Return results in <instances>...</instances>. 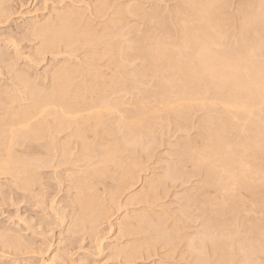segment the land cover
I'll use <instances>...</instances> for the list:
<instances>
[{
    "label": "bare ground",
    "instance_id": "obj_1",
    "mask_svg": "<svg viewBox=\"0 0 264 264\" xmlns=\"http://www.w3.org/2000/svg\"><path fill=\"white\" fill-rule=\"evenodd\" d=\"M104 1H107V0H104ZM224 1L226 2V0H178L176 2V3L180 2L179 4H181V6H179V7L177 6L178 8L177 7L175 8V10L177 9L176 11L175 10L173 11L174 13L176 12L175 15L177 16V20H174L173 18H171V19H173L174 22L176 21L177 28L180 30L179 31V34H180L179 38L175 40L174 37H171V33H169L170 31L167 32L168 31L167 30L168 27H167V29H166L167 31L165 33L168 36L167 37L164 36V34H165L164 31L165 30L161 32V33H164L163 35L162 34L161 35L164 36L165 38H167V40H169V41L164 42L162 37H161L162 39L159 40L158 38L161 36L160 34H159L160 36L156 35V36H158V38H155L153 36V38L151 37V39H147L148 42H150V41L152 42V43H149L147 46H145L146 48L144 50L147 53L148 60L151 61L150 68H147L148 69L147 73H149L151 75V77L153 76V78H156V80H157L156 89L157 90H154L152 94L147 95L148 97H145L143 99H139V100H142V101L141 102L137 101V104H134V112H131L129 117H127V116L125 117V115H121V112L118 111L120 113V117L119 118L117 117V119H116L115 117L117 116V113H118L117 109H116L117 105L114 106L108 100V98H109L108 95L110 94L109 92H111V91L114 92L116 88H118V87L120 88V85H121L120 82L122 80L124 82V79H122L124 75H122L120 73L121 76H122V78H121L118 75V73L117 74L114 73V75H118V76L116 77V76L112 75L113 76L112 79L108 78V76H106L108 79L111 80V81H109L110 84H107V82H105V80H106L105 77L102 78V79L105 78V80L102 81L104 83L101 82L104 85L99 83L98 80L100 79V75H103V73H104V71L100 69V68H102V66L101 65L99 66L98 63H97V61H100V59L102 60V58H99V57L96 60H95V58L93 60L92 59L90 60L88 58L91 62L89 63L88 62L89 60H88L87 61L88 65H86L87 64L86 63L85 64L86 67H84V69L83 70L81 69L80 71H79V69L81 67L83 68L84 63H82L83 66L80 65V68L78 67L79 69L76 68L75 70L71 69V65L67 66V64H70V63L65 64L66 67H69V69L67 68L66 70H64L65 69L64 67H63L64 69H61L59 71H57L58 70L57 69L55 71L54 76L51 75L52 80L50 79L51 80L50 86L48 85L45 88L44 87L43 88H39L40 87L39 85H41V84H38L37 85L38 87H35L36 85L34 86V82L33 81H29L31 83L33 82L32 83L33 86L31 84L28 85V86H27V84H25L27 86L26 87L27 88L26 95L29 94L28 95L29 97L27 99L24 98V97L22 98V100L24 99V103H23L24 106L23 105L21 106L22 103L19 104L21 99L18 98V97H21L20 94L25 96L23 94L25 92H23L22 89H21V91L18 89L24 84H21L20 87L17 88V86H19V85H16L17 84L16 83L15 84L16 87H14V88L15 89L17 88L18 90L16 89L17 91H15V93L17 95V93L20 92V94L17 95L18 97L14 96L12 94L13 95V98H12L11 97L12 95L10 96L9 95L10 92H9V94H8L9 99L7 97V101L10 100V97H11L12 102L11 103L9 101L8 102L10 104L13 103L12 106L10 104L8 105V102H6V97L4 98V96H2V97L0 96V181H1L2 177H6V176L8 177V176L11 175V177H13L12 179H14V181L18 180L17 185L18 186H22L21 190H23L26 187L25 188L26 191H29V192L32 191V190H27V188H28L27 186H30V184H32L31 181H33L34 178H35L34 177L35 175L33 176V174H35L34 172L37 169H39L38 161H37L38 158H33L32 157L33 154L31 156V154L30 153L27 154V152L23 153L22 155H21L22 152H18V154H20V156L19 155H14V153H17V151L16 152L15 151L12 152V150H14V148H16L15 146L21 147L22 150L24 149V147L25 148H30V150H32V147L36 146V145H34V143L36 144V142L38 143L39 141L43 142L44 140L46 141V139H50V141H49L50 143L57 144L55 142V140L58 139V137H56V136H58L59 134H62L63 132L67 133V135L65 137L64 136L62 137L63 140L61 138V141H60V143L63 144L64 148L67 147L65 149H68V147H69V149H70V146H68V145H70L74 141L77 142V144L79 143V147H81L80 148L81 150L79 152L80 161L75 160V163H74L73 162L74 160L71 159L72 160V164L71 165L75 164L74 166H76V165L78 166V164H76V161H77V163L82 161L83 163L86 164V165H84L85 168H83V172L81 174L82 175L81 178H79L78 176H75V177L78 178L76 180V182L78 183V181H79L80 183H78L77 184L78 186H76V187H75V184H74V187L76 189L73 188L74 190L78 189V192H79L78 197L77 196L76 197H77V203L80 205V208H78V207L77 208H78V211L81 210L82 212L81 211H80L81 213L78 212V213L81 214V215L78 216V218H82V220L84 219L85 221H90V224H91L92 223L91 220H93V218L95 219V215L98 212H96V210H95V203L93 202L94 200L91 201V200H88V198H86V189L90 188V187H88V185L84 186V182H87V180L89 178L93 179L94 176H96L97 178L100 177L99 179H101L102 178L101 175L102 176H106L107 173H110L109 177H111V178L112 177L113 178L117 177V179H118L117 184H118V182H119V184H121L120 182H122V180L125 179V178H126L125 180L129 179V181H133L134 182V180L137 179V176L140 175V174L138 175V173L144 172L142 170V168H141L142 171L139 172V168L141 167V164L139 163L140 160L139 161L136 160L139 157L137 156L138 154H137V151H135V149L141 143L140 142V139H141L140 136H141L142 130L143 129H147L149 127V124L152 123L151 120L153 118L151 120H148L150 118L149 115H155L157 113L159 115L160 112H163V114H165V116H166L167 113H171L172 115L178 116L177 118L181 117L180 119L183 121L184 117H182V116L185 115V114L187 115V114L190 113V112L188 113L187 110H191V109H194V108H197V107L201 106L204 109L203 111L206 112V110H207L206 113H209V115L207 114V116H206V113H205V117H208V118H205L204 121H206V119H207V122L203 121L204 123H206L205 124L206 126L204 125L203 122H201V123H203L202 126L203 125L205 126V127H203V129L206 128V130L205 129L203 130L204 134L201 133L203 135H202L201 142L199 143V145L197 144L198 147L197 148H195V147L194 148H188L187 147L188 150L186 152L184 151V154H182L183 155L182 157H184V156H185L184 158H188L189 157L188 160H190V161H188V163H186V161H185V163L186 164L191 163V166H193V169L191 168L192 171L194 170V168L196 169L197 167H199L201 169L200 171H202V168L206 169L205 173L199 171L200 175L205 177L206 181L203 180L204 182H202V180H201V182L203 183V186L201 187L200 190H202V188H205V189H203L205 191H204V197H203L202 194H200V195H202L204 200H202V202L199 201L201 203L198 205V208H197L198 212L195 211L197 213L198 218L201 217L203 219V222L201 224L200 230H196L197 232H194L193 234H190V237H188L186 239V243H185L186 247L185 246L184 247L182 246V247L186 248L184 250H187V251L184 252L183 255H185L184 257L188 256V259L192 260V261H190V264H262V263H260L258 261V258H256V255H258V254H256V251H255L256 248L253 247V245H251L250 247L248 246V249H247V245L249 243L247 244V242H246L247 245H245L242 241H239V240L235 241L236 238H235V240H233L234 237H235V236H233V234L235 233L236 229H234V230L233 229H229L228 228V224H229L228 222H229L230 219H231L230 222L233 220L232 219L233 218L232 217L233 214H238L237 212H239V210H240V212H242V210H243V212L245 213V217L244 218L247 219V222H249V231L253 232L252 230H253V228H255L254 223L252 221H250L249 217L247 216L248 212L245 209L246 203L248 204L250 196L248 197V196L242 195V193L240 194V189L244 188V189L249 191L251 189L250 188V183H253L256 180V178L259 180V184H260V181H262L264 179L262 177L263 179L261 180L258 177L259 175L264 174V171L262 169L263 167H261V170L258 169V168H255L256 166H258L257 162H260V160H264V134H263L264 123L260 119V114H262V112L264 113V111H263L264 110V59H263V62H262V61H259L258 58H256L257 54L258 55L261 54L264 57V0H252L251 2L249 1V3H245L244 6H242L243 4L241 6L239 5L240 7L236 9L237 12L235 11V15L237 16L236 19H234L235 15L234 16L233 15L229 16V15H226L225 13L224 14L222 13L224 5L229 2L228 1L227 3H223ZM97 2L99 3V0ZM105 3L106 2L102 3L101 0H100V6L101 7H103V5H107ZM176 5H178V4H176ZM227 7H229V6H227ZM227 7H225V8H227ZM97 8H98V10H96ZM97 8H95L96 11L93 10V8H92V10L95 11L94 14L96 15V13L98 12L97 13L98 18H99V16L102 17L100 14L103 13V10L101 11V9L99 7H97ZM72 9L75 10L76 8L75 9L72 8ZM73 10H72V12H70V10H69V13H67V14L64 13V14L69 15V16L76 15V16L80 17V15H81L80 11L81 10L80 11L76 10L79 13H77V12H75ZM120 13H121V11H120ZM120 13H118V14L120 15ZM103 14H105V13H103ZM116 14H117V12H116ZM157 14H159V13H157ZM82 15H83V18H81L82 20L79 21L80 18H77L78 19L77 20L78 24H80V23L84 24V22H81V21L87 20L89 22V24L92 25V26L89 25L90 27L94 28L93 26H96V24L94 25L96 20L95 21L90 20L93 23L88 20L92 16L89 18L88 17L89 15H88V16H86V17H88V19L87 18L84 19L86 14L85 15L82 14ZM69 16L65 17V18H68V19H66V21L69 20L68 22L71 23V26H69L68 29H66V30H68L67 33L65 32L66 30L65 31L63 30V32H65V34L61 33L62 32L61 30L64 28L63 26L66 24L65 22H64L65 24L62 26L63 28H60V26H58V27L55 28V30L52 31V33H50L51 31H49V33L52 34L51 37L49 36L48 33L47 34L45 33L46 31H48L46 28H45L46 31H42L43 33H41V34H43V36H44V34L48 35V38L46 39L47 40L46 43H49L50 45H52L51 43H54L52 45L53 47H51L48 44V46H50L51 48H48L47 45H46L47 50L48 49L49 50H53V48L55 47V43L57 45L58 44L62 45L64 43L65 45H68V46H65V47L73 48L74 44H76L78 46L79 43H81V42H83L85 46L87 45L86 47H89L88 45L95 44L97 40H98L99 43L103 40L104 37H102L101 38L102 40L99 41V39H100L99 37L103 36V34L101 33L103 31L98 32L97 30H94L95 28L92 29V30H94L93 32H97L99 34L100 33L102 34V35L100 34L101 36L99 35L98 37L95 38V36H97L98 34L94 33V35H95V36L93 35L94 37L92 35H90L91 33L93 34V32L90 29L91 33L90 34L88 33L89 31L87 29L90 28V27L88 28V24L86 25V23H85L84 26H81V24H80L81 27L77 24L80 28L78 26L76 27V25L72 24L73 22H70V18L71 17H69ZM172 16H174V15L172 14ZM62 17H64V16H62ZM62 17H60L59 19H62ZM95 17H97V16H95ZM152 17H153V14H152ZM73 19L75 20L76 17L73 18ZM113 19L115 20L116 18H113ZM117 19L115 21H117ZM121 19H123V18H121ZM121 19H119L120 21L118 20L119 24H120V22L123 21ZM153 19H155V17L152 18V20ZM56 20H57V18H56ZM235 20H237V23L239 21L238 25L236 23L235 24L237 26H239V35L241 34L240 36L242 37L241 38V43H240L239 47L236 48V49H234V48L231 49L230 46H229V48L228 47L227 48L223 47L219 42H220L221 39L225 38L224 35H225L226 32H229L228 34H231L230 30L232 31V28L234 27V24L231 25V23L234 22ZM115 21H112V23L115 22ZM163 21H162V23H163ZM61 23L63 24V22H61ZM156 23H158V21L155 22V24ZM159 23H161V22H159ZM50 24H52V23H50ZM109 24L111 25V23H109ZM109 24L106 21V23L102 27H105L106 30L110 29V28H115V24L116 23L115 24L113 23L114 24L113 27H111L112 25L110 26ZM157 25L159 26L160 24H157ZM162 25H165V24H162ZM170 26H169V30H170ZM37 27L38 28H36V29H38V30L41 29V27H39L38 25H37ZM42 27H44V25H42ZM65 27H67V24H66ZM107 27H110V28H107ZM53 28H54V26H53ZM53 28H50V29H53ZM58 28H60V29H58ZM154 28H156V27H154ZM163 28H164V26H163ZM163 28H161V29H163ZM45 29H43V30H45ZM236 29H235V31H232V32L236 33L237 32ZM106 30H104V31H106ZM159 31H161V30H159ZM31 32H32V30H31ZM108 32H109V30H108ZM152 32H153V34L157 33V32H154V30H152ZM39 33H40V31H39ZM116 35L117 34H114L115 39L116 38L118 39V37L121 36V35H118V37H116ZM151 35H152V33H151ZM176 35H177V32H176ZM40 36L38 34L39 38H40ZM45 36H44V38H45ZM226 36H227V34H226ZM235 36H236V34H235ZM148 37H150V35ZM106 38H108V37H106ZM106 38H105L104 41L108 42L109 38H108V40ZM171 39H173V40L170 41ZM164 40H166V39H164ZM44 41H45V39H44ZM104 41L101 42L100 45H102V43H105ZM115 41H117V40H115ZM143 41L144 40H142V43H143ZM75 42H79V43H75ZM98 42H97V46H99ZM111 43H113V41ZM81 45H82V43L80 44V47H81ZM84 45L82 47L85 48ZM115 45L116 44L108 45L109 46V51H110L109 53H111V52L113 53L115 51V49H114ZM41 46L44 47L45 45L42 44ZM62 46H64V45H62ZM46 47H44V48L46 49ZM44 48L43 49L41 48V49L44 50ZM104 48H106V47H103V49ZM110 48H111V50H110ZM121 48H123V47H121ZM88 50L90 51V49H88ZM94 50H92V51H94ZM101 51H103V50H101ZM104 51H103L102 54L105 53ZM116 51H117V49H116ZM90 53H91V51L89 53L85 54V55L90 56V55H88ZM92 53H93L92 56H94V53H96V51L92 52ZM107 53L108 52L106 51V53L104 55L101 54L103 56V58H104V56L107 55ZM109 53H108V55L109 56L111 55L109 58L111 59V57H112V59H115V58H113L114 56H112L113 54H109ZM119 53H122V52L120 51ZM140 53H142V51ZM101 55H99V56H101ZM87 56H85V58H87ZM97 56H95V57H97ZM117 56H119V55H117ZM112 59L110 60V62L112 61ZM116 60H117V58H116ZM116 60H113L112 62L114 63V61H116ZM143 60H145V59H143ZM110 62L108 64H110ZM120 62H122V61L120 60ZM117 63H118V61H117ZM72 65H74V64H72ZM122 65H123V62H122ZM142 65H144V64H142ZM62 66H63V64H62ZM112 66H114V65H112ZM116 66H120V65H116ZM73 67H77V65H75ZM98 67H99V69H98ZM122 67L120 66V68H122ZM116 68H119V67H116ZM103 69H104V67H103ZM76 70L80 74L78 72H75ZM126 70H127V68H126ZM102 71H103V73H102ZM117 71H118V69L116 70V72ZM76 73L78 75H80L78 77L79 78L81 77L82 79H78L76 77V75H75ZM18 74H20V73H18ZM107 74H108V72H107ZM124 74H126V73L124 72ZM137 74H138V71H137ZM24 75H26V74H24ZM147 76L145 78H147ZM18 77H19V75L17 76V79H18L17 81H19L18 82L19 84H20L21 81L24 82V79L26 80L25 77H24V79H22L20 77V80H21L20 81ZM126 77H127V75H126ZM151 77H150V79H151ZM15 80H16V78H15ZM125 81L127 82V80H125ZM139 81H141V78H140V80H138V82ZM35 82H37V81H35ZM24 83H26V81ZM132 85H135V84H132ZM132 85H130V86H132ZM138 85H139V83H138ZM13 86H14V84H13ZM13 86H11V87H13ZM22 88H23V86H22ZM123 89H124V87H123ZM0 90H3V89L1 88ZM24 90H25V87H24ZM1 92H0V94H1ZM4 92H6V90H4ZM12 93H14V92H12ZM122 93H124V92H122ZM146 93H147V91H146ZM6 94H5V96H6ZM119 94H120V92H119ZM120 95H119V98H120ZM139 96H140V94H139ZM25 99L29 102L27 105L25 104V102L27 103V101ZM117 99H118V97H117ZM123 99H124V97H123ZM120 100H122V99H120ZM130 101H132V100H130ZM130 101H129V103H131ZM121 103H122V101H121ZM151 103H153L155 105L152 106ZM7 105H8V107H7ZM201 107L199 109H201ZM124 110H126V108ZM47 114H48V116L51 119L47 120L48 117H47V119H45ZM114 114L116 115V116H113L115 118V121L112 119L113 120V123H112V120H111L112 117L111 116L114 115ZM170 115H168V116H170ZM186 115H185V118L187 119ZM190 116H192V115H190ZM171 118H173V117H171ZM201 119H202V117H201ZM181 120H180V122H181ZM158 121H160V120H158ZM177 122H178V120H177ZM155 123H156V121H155ZM164 123H166V122H164ZM187 123H188V121H187ZM184 125H186V124L184 123ZM153 126H155V125H153ZM194 126H196V125H194ZM155 129H156V127H155ZM186 129H187V125H186ZM207 129L209 131H211V133H207L206 134L205 131L207 132ZM124 130H125V132L126 131L128 132V135H127V133H126V136H122L121 135L122 132H123L122 134H125ZM157 130L158 129H156L155 132ZM157 132H159V134H160V131H157ZM148 133H150V132H148ZM152 135H151V138H152ZM198 135H200V134H198ZM154 136H157V135L154 134ZM148 137L146 136V138H148ZM151 138H150V141H151ZM198 138H201V137H198ZM144 139L145 138L142 137V140H144ZM56 141H58V140H56ZM157 141H159V140H157ZM184 141H186V140H184ZM46 143H48V142H46ZM145 143L147 144V141ZM188 143H189V141H188ZM197 143H198V141H197ZM50 145L51 144H49L48 148H47V144H46V148L48 149L47 151L50 150L49 149L51 147ZM142 145H143V147L146 146V145H144V142H143ZM147 145H149V144H147ZM53 146L55 147V145H53ZM181 146H182V144H181ZM39 147H41V145ZM147 147H150V146H147ZM41 148L38 151H41ZM43 148H45V147H43ZM75 148H76V146L74 147V149H73V147L71 149H73V151H74ZM151 148H150V150H151ZM184 148H182V149H184ZM35 149H37V147ZM35 149H33V150H35ZM51 149H53V148L51 147ZM55 149H58V147L55 148ZM60 149L61 148L59 147V150ZM140 149H141V147H140ZM145 149H147V148H145ZM153 149H155V148H153ZM22 150H20V151H22ZM150 150H148V151H150ZM61 151H63V150L61 149ZM29 152H31V151H29ZM44 152H45V150H44ZM54 152H56V151H54ZM46 153L47 152H45V154ZM49 153L50 152H48V154ZM58 153H59V151H58ZM58 153H56V154H58ZM63 153H65V152L63 151ZM152 153L154 154V152H152ZM34 155H35V153H34ZM54 155H55V153H54ZM54 155H53V157H54ZM178 155H181V152ZM49 156H51V155H49ZM36 157H38V155ZM72 157H74V156H72ZM152 157H153V155H152ZM41 158H42V156H41ZM60 158H62V156ZM70 158L71 157H69L68 159H70ZM147 158L148 157H146L145 160H147ZM176 158H177V156H176ZM64 159H65V157H64ZM62 160H63V158H62ZM62 160H61V162H62ZM148 160H149V158H148ZM49 161H50V158H49ZM52 161H53V159H52ZM57 162H56V164H57ZM66 162H64V164ZM171 162L172 161H170V163ZM83 163H79V165L83 164ZM43 164H44V162H43ZM64 164H62L61 166H59V165H57V166L60 169V167H64V166L68 165V164H66V165H64ZM165 164L168 167L167 163H165ZM43 166L44 165H42L41 167H43ZM46 166H45V168H46ZM81 166H83V165H81ZM111 166H112V169H114V170H111L112 172L110 171ZM164 166H163V168H164ZM41 167H40V169L42 170L44 167L43 168H41ZM71 167H68V169L71 168ZM181 167H182V165H181ZM55 168L56 167H54V169ZM171 168H172V166H171ZM171 168H169V169H171ZM49 169H50V167H49ZM56 169L58 170V168H56ZM145 169H146V167H145ZM169 169H167V171H165V174L163 173V175L165 177V180H166V178L170 177V172L168 171ZM175 169H178V168H175ZM185 169H186V167H185ZM184 171H186V170H184ZM197 172L198 171H196V173ZM67 173L68 172L66 170L65 175ZM147 173H148V171H147ZM177 173H178V171H177ZM144 174H146V173H144ZM56 175H58V173ZM197 175H199V174H197ZM178 176H179V174H178ZM155 177L158 178L157 176H155ZM190 177H192V176H190ZM113 178H112V180H113ZM161 178H163V176ZM182 178H184V177L182 176ZM84 179H87V180L84 181ZM178 179H180V178H178ZM11 180L7 179V180H3V181H5L4 183H6V181H8L7 182L8 184H9V182L14 184L13 185V187H14L16 185L15 183L17 181L14 182L13 180L12 181ZM57 180H59V179H57ZM70 180H72V179H70ZM96 180L97 179H95L94 181H96ZM119 180H121V181H119ZM190 180H191V178H190ZM19 181H20V185H19ZM103 181H104V179H103ZM97 182H94V183H97ZM151 182H153V181H151ZM155 182H156V180H155ZM175 182H176V179H175ZM177 182H179V181H177ZM256 182L257 181H255V183ZM262 182L264 184V180ZM21 183H22V185H21ZM41 183H43V182H41ZM110 183H112V182H110ZM130 183L132 184V182H130ZM149 183H150V181L145 179L143 187H142V184H141V187H142L141 188L142 189L141 192L142 191L144 192L145 190H148L147 186L148 187H149V185L151 186V184H149ZM164 183H165V181H164ZM167 183H169V182H167ZM173 183L174 182H172V184ZM202 183H201V185H202ZM113 184H114V182H113ZM127 184H129V183L127 182ZM131 184H129L128 187ZM155 184L157 185V183H155ZM163 184H160V185H163ZM4 185H6V184H3V187H4ZM121 185H123V183ZM138 185H139V183H138ZM144 185H147V186L145 187ZM160 185H159V187H160ZM197 185H199V184H197ZM15 187H17V186H15ZM42 187L40 189H42ZM110 187H114V186H110ZM119 187L121 188V186H119ZM125 187L126 186H124V188ZM131 187H132V185H131ZM254 187H255V185L253 186V188ZM4 188L3 189L0 188V191H3ZM130 188L127 189V187H126V189L129 190V191H130ZM155 188H156V190H158L156 186H155ZM166 188H169V186L168 187L166 186ZM110 189H114V188H110ZM150 189L152 190L151 187H150ZM161 189H163V188H161ZM92 190H91V192H92ZM105 190H106V188H105ZM123 190L126 191L125 189H123ZM153 190H154V188H153ZM168 190L169 189H167V191ZM252 190H254V189H252ZM10 191H11V189H10ZM97 191H98V189H97ZM115 191L118 193L117 190H114L113 191L114 193L111 192L113 197H114V194L116 195ZM121 191H122V189H121ZM167 191L165 193H168ZM18 192H19V190H18ZM20 192H23V191H20ZM103 192L105 194V191H103ZM122 192H119V193H122ZM154 192H155V190H154ZM162 192H164V191H162ZM252 192H254V191H252ZM31 193H33V192H31ZM108 193H110V192H108ZM111 193H110L109 196H111ZM160 193H161V190H160ZM94 194H95V192H94ZM137 194H138V197L139 196H143L141 193H137ZM253 194L255 195V192ZM253 194L251 193L250 195L253 196ZM91 195H92V193H91ZM130 195L132 196V193ZM152 195H154V193ZM0 196H1V194H0ZM127 196H129V195H127ZM161 196H162V194H161ZM165 196H166V194H165ZM91 197H93V196H91ZM113 197H112V200H113ZM160 197H159V200L161 199ZM254 197H256V196H254ZM95 198L93 197L92 199H95ZM115 198H114V200H115ZM133 198H135V197L133 196L132 198H130V200L133 199ZM153 198H154V196L151 198V196L145 194L143 197H141V200L143 201V202H141V204H143L145 200L148 201V200H151ZM28 199H29V197H28ZM156 199L158 200V195H157ZM2 200H3V198H2ZM135 200H137V199H135ZM138 200L140 201V199H138ZM157 200H156V202H157ZM119 201L120 200L116 199V201H114V202L115 203L117 202V203L120 204ZM258 201H255L256 204H257ZM75 202H76V200H75ZM109 202H110V200H109ZM123 202H127V201H123ZM128 202H130V201H128ZM148 202H145V203L148 204ZM150 202H149V205L151 204ZM152 202H154V201H152ZM250 202H252V201H250ZM253 202H254V200H253ZM100 203H98L97 205L99 206ZM127 203L125 204L126 206L129 205V203L128 204ZM130 204H133V201H131ZM139 204H140V202H139ZM156 204H158V202ZM179 204H181L180 201H179ZM158 205H160V204H158ZM168 205H169V203H168ZM253 205H255V204H253ZM103 206L105 207V204ZM180 206L182 207V205H180ZM249 206H250V204H249ZM263 206H261V207L263 208ZM99 207H98L99 210L103 209V208L100 209ZM154 207H156V206H154ZM253 207L255 208V206H253ZM113 208H115V207H113ZM120 208H122V207H120ZM241 208H242V210H241ZM257 208H255V209H257ZM191 209H192V207H191ZM164 210L166 211V209H164ZM104 211H106V210H104ZM128 211H131V210H128ZM165 211H163V212H165ZM252 211H250V213ZM124 212H125V214L127 213L126 211H124ZM138 212H140V211H138ZM138 212H135V213H137L136 215L139 217L140 215H138ZM142 212H144V211H142ZM146 212H147V210H146ZM101 213H100V215H103ZM103 213H106V212H103ZM147 213H149V212H147ZM152 213H153V210H152ZM193 214H194V212H193ZM251 214H253V213H251ZM107 215H108V213H107ZM141 215H142V213H141ZM173 215L174 214H172L171 217H173ZM190 215L191 214H189V217H190ZM260 215H261V217H262V215L264 216V214H260ZM76 216H77V214H76ZM125 216H127V215H125ZM162 216H163V214H162ZM179 216H181V215H179ZM97 217H98V215H97ZM131 217H133V216H131ZM239 217H240V215H239ZM75 218H77V217H75ZM103 218H104V216H103ZM168 218H165V219H168ZM175 218H174V220H175ZM156 219H159V218H156ZM120 220H122V219L120 218ZM179 220H180V218L179 219L177 218V220H175V222L178 221V223H180ZM181 220L183 221V219H181ZM238 220H240V219H237V222H238ZM96 221H97V218H96ZM158 221H157V223H158ZM168 221H166V225H167ZM97 222L99 223V220ZM126 222H128V221H126ZM148 222H150V221H148ZM155 222L153 221V223H155ZM183 222H182V224L184 225ZM87 223H89V222H87ZM139 224H138V227H139ZM160 224H161V221H160ZM174 224H176V223H174ZM148 225H149V223H148ZM80 226L82 227V225H80ZM86 226L87 225H85V227ZM127 226H128V224H127ZM81 227H78V228H81ZM161 227H160V229L162 230L163 227L162 228ZM182 227H181L180 230H182ZM82 228H84V227H82ZM127 228H129V227H127ZM166 228H168V227H166ZM178 228H180V227H178ZM85 229L88 230L87 228H85ZM92 229H94V228H92ZM147 229H149V231H150L152 229V227H151V229H150V227L147 228ZM239 229H241V228L239 227ZM239 229H237L238 234H240V232H239L240 230ZM256 229H257V227H256ZM164 230H165V228H164ZM190 230H191V228H190ZM244 230H245V228H244ZM1 231H3V230H1ZM1 231H0V233H1ZM12 231H10V233ZM138 231H141V229L138 230ZM142 231H144V229ZM121 232H123V231H121ZM131 232H133V231H131ZM131 232H129V233L131 234ZM145 232H147V231H145ZM159 232L162 233V231H159ZM137 233H139V232H137ZM172 233H173V231H172ZM236 233H235V235H236ZM245 233H246V231H245ZM144 234H147V233H144ZM247 234H248V232H247ZM158 235H160V234H158ZM168 235H169V233H168ZM11 236H13V235H11ZM16 236H17V233H16ZM16 236H14V237H16ZM8 237H10V236H8ZM252 238H253V236H252ZM158 239H160V238H158ZM168 240H170V238H168ZM178 240H180V239H178ZM181 240H183V239H181ZM8 241H9V239H8ZM11 241L12 240H10V242ZM137 241H138V239H137ZM147 241H149V240H147ZM126 242H125V244H126ZM165 242H166V240H165ZM175 242H173V243H175ZM250 242H252V241H250ZM254 242H255V240H254ZM134 243H135V241H134ZM170 243H171V240H170ZM8 244L9 243H7V245ZM22 245H24V244H22ZM151 245L152 244H150V246ZM171 245L173 246V244H171ZM179 245H180V243H179ZM17 246H18V244H17ZM17 246L15 245V247L13 249H15ZM130 246H129V248H130ZM5 247H6V245H5ZM5 247H3V249ZM138 247H140V245ZM259 247H260V245H259ZM126 248H128V247H126ZM133 248H135V250H137V247H133ZM177 248H175V249H177ZM145 249H147V248L145 247ZM145 249H144V251H145ZM152 249L154 251V248H152ZM152 249L151 250L149 249L151 251V253H152ZM118 250H119V248H118ZM142 250H143V247H142ZM179 250H180V248H179ZM131 251L129 250L130 253L126 254L127 257H129V258H127V260L130 259V258L132 259V257L135 258L136 255H138V259L140 258L139 257V253L137 251H135V252L133 251L134 253H131ZM138 251H140V249ZM259 251H257V252H259ZM119 252H120V250H119ZM122 252H123V254L126 253L125 251H122ZM122 252H120V254ZM115 253H117V252H115ZM148 253L149 252L147 250V254ZM169 253H171V252H169ZM145 255H146V253H145ZM173 255H175V254L173 253ZM263 255H264V253H263ZM116 256H118V255H116ZM119 257H121V256H119ZM178 258L181 259V257H178ZM180 259H178V260H180ZM188 259H187V262H188ZM176 260H177V258H176ZM170 263H172V262H170ZM188 264H189V262H188Z\"/></svg>",
    "mask_w": 264,
    "mask_h": 264
},
{
    "label": "rangeland",
    "instance_id": "obj_2",
    "mask_svg": "<svg viewBox=\"0 0 264 264\" xmlns=\"http://www.w3.org/2000/svg\"><path fill=\"white\" fill-rule=\"evenodd\" d=\"M97 1L98 0H0V89L1 88L3 89V90H0V92L2 91L0 96L1 97L4 96V98L6 97V102L9 101L11 103L12 102L11 97L13 98V95L17 96V95L20 94V92H19L16 95L15 91H17L18 89L21 91V89H22V91L25 92V93L22 92L25 96H23L22 94H20L21 97L17 96L18 98L21 99L22 102L19 100L20 101L19 104L22 103L21 104V106H22L23 103H24V99L22 100V98L24 97V98L27 99L29 97L28 96L29 94L26 95V93H27V88L26 87L28 85H30V84L32 85V83L34 82V86L36 85L35 87H38L37 85L41 84V85H39L40 86L39 88H43V87L45 88L48 85L50 86L51 80H52L51 75L54 76L55 71L57 69H58L57 71H59L61 69H64V68H65L64 70H66L67 68L69 69V67H66L65 64L70 63V64H67V66L71 65V69L75 70L76 68L79 69L80 65L83 66L82 63H84L83 68L81 67L79 69V71H80L81 69L83 70L84 67H86V65H88V62L89 63L91 62L90 61L91 59L93 60L95 58V60H96L98 57L102 58V60L100 59V61H97V63H98L99 66L100 65L102 66V68H100V69L104 71V73L102 71L103 75H100V79L98 80L99 83L104 81L105 78H106L105 82H107V84H110L109 81H111V80L108 79V78L112 79L113 76L117 77L118 75L122 78L121 74L124 75L123 78H122V79H124V82H123V80L121 81L122 83L120 82V84H121L120 88L118 87V88L115 89L114 92L111 91V92H109L110 94L108 93L109 94L108 95L109 102L112 103L114 106L117 105L116 106L117 112L118 111L121 112V115H125V117L126 116L129 117L130 113L134 112V104H137V101L138 102L142 101V100H139V99H143L145 97H148L147 95L152 94L154 90H157L156 89V85H157L156 78H153V76L151 77V75L149 73H147V71H148L147 68H150L151 61L148 60L147 53H146V51H144L145 48H146L145 46H147L149 43H152L151 41L148 42L147 39H151V37L153 38V36L155 38H158V36H160L161 34L163 35L167 30H168L167 32L170 31L169 33H171V37H174L175 40L179 38V35H180L179 31L180 30L177 28L176 21L174 22V20H177V16L175 15L176 12L174 13L173 11L175 10V8L177 6L178 7L181 6V4H179L180 2L176 3L178 0H174V1L173 0H107V1H104L103 0L104 2H106L105 4H107V5H103V7H101L100 6V0H99V3ZM103 1L101 0L102 3H104ZM249 1L251 2L252 0H248V1L247 0H226V2L224 1L223 3H227V2L228 3L225 4L226 6L224 5L222 13L223 14L225 13L226 15H229V16L230 15L234 16L235 15V11L237 12L236 9L239 8L242 4H243L242 6H244L245 3H249ZM176 4H178V5H176ZM227 6H229V7H227ZM97 7H99L101 9V11L103 10V13H105V14H103V13L100 14L102 17L99 16V18H98V15H97L98 12L96 13V15L94 14V12L96 10H98ZM225 7H227V8H225ZM72 8H74V9L76 8V9L73 10ZM92 8H93V10H95V8H97V9L95 11H93ZM69 10H70V12H72V10H73V11H75L77 13H79L78 11L81 10L80 11L81 15L82 14H84V15L86 14L84 19L85 18L88 19V17L90 18L92 16L88 20L89 21L90 20H93V21L96 20L95 23H94V25L96 24V26H93L95 29L90 27L92 25H90L87 20L81 21V22H84V24L86 23V25L88 24V28L90 27L89 29H87L89 31L88 32L89 34L91 33V31L93 32L94 30H97L98 32L103 31L104 33L101 32L103 34V36H101L102 35L101 33H100L101 34L100 35L97 32H93V34L91 33L90 35L93 36L94 33L98 34L97 36L94 35L95 38L100 35L101 36V37H99L100 39L98 38L99 41H101L102 40L101 38L104 37L101 42H103L105 40V38L108 37L109 40H108V38H106L108 40V42L104 41L105 43H102V45H100L101 42L99 43L98 40H97L95 44H92L93 46L92 45H88L90 48L86 47L87 45L85 46L83 42H81L82 43L81 47H80L81 43L75 42V43H79V45L77 46L76 44H74L73 48L65 47V46H68V45H65L64 43L62 44L64 46H62L61 44L57 45L55 43V47L56 48L54 47L53 50H49V49L47 50V47L48 48L53 47L52 45L54 43H51L52 45H50L49 43H46L47 42L46 39L48 38V35H46V34L48 33L49 36L51 37L52 34H50V33H52V31L55 30V28L58 27V26H60V28L64 27L61 30L62 31L61 33L65 34V32L67 33V31H68L66 29H68V27L71 26V23L68 22L69 20L66 21V19H68V18H65V17L69 16V15H66L67 13H69ZM76 10H78V11H76ZM120 11H121V13H120ZM116 12H117V14L120 13V15L121 14L122 15L121 16L119 14L117 15ZM156 12L159 13L160 15L157 14ZM64 13H66V14H64ZM152 14H153V17H152ZM172 14L174 16H172ZM61 15L64 16V17H62ZM81 15H80V17H78L76 15L69 16V17H71L70 18V22H73L72 24L76 25V27L78 25L80 26L81 23L78 24V22H77L78 19L77 18H80L79 21L82 20L81 18H83V15L82 16ZM74 16L76 17L75 20L73 19V18H75ZM86 16H88V17H86ZM95 16H97V17H95ZM60 17H62V19H59ZM154 17H155V19L152 20V18H154ZM56 18H57V20H56ZM113 18H116V19L118 18V19H117V21H115L116 19L114 20ZM121 18H123V19H121ZM171 18H173L174 20L171 19ZM236 18H237V16L235 15L234 19H236ZM119 19L123 20L122 22H120V24H119V21H120ZM106 21L108 22V24L111 23L112 26L109 24L111 27H113L114 24L116 23L115 24V28L107 27V28H110V29L106 30L105 27H102L106 23ZM112 21H115V22H113L114 24L112 23ZM157 21H158V23L155 24V22H157ZM162 21H163V23H162ZM61 22H63V24ZM64 22L67 24V27H65L66 24ZM90 22H92V21H90ZM159 22H161V23H159ZM50 23H52V24H50ZM235 23L238 25L239 21L237 23V20H235L234 22L231 23V25L234 24V27H235V28L234 27L232 28V31H235V29L237 28L236 29L237 32L233 33L230 30L231 34H228L229 32L225 33V35H224L225 38L221 39L220 42H219L223 47H226V48L228 47L229 48V46H230L231 49H233V48L236 49V48L239 47L242 37L240 36L241 34L239 35V26H237ZM82 24H81V26H84V24L83 25ZM157 24H160L161 26L160 25L158 26ZM162 24H165V25H162ZM37 25L39 27H41L40 30L36 29V28H38ZM42 25H44V27H42ZM53 26H54V28H53ZM163 26H164V28H163ZM169 26H170V30H169ZM154 27H156V28H154ZM167 27H168V29H167ZM42 28L43 29L46 28L48 31H46V29L43 30ZM50 28H53V29H50ZM60 28H58V29H60ZM161 28H163V29H161ZM90 29H91V31H90ZM92 29H94V30H92ZM31 30H32V32H31ZM63 30L64 31L66 30V31L63 32ZM104 30H106V31H104ZM108 30H109V32H108ZM152 30H154V32H157V33L153 34ZM159 30H161V31H159ZM39 31H40V33H39ZM42 31H46L45 32L46 34H44V36L46 35L45 38H44L43 34H41V33H43ZM49 31H51V32L49 33ZM162 31H164V33H161ZM176 32H177V35H176ZM151 33H152V35H151ZM38 34H39V36L41 35L40 38L38 37ZM114 34H117L116 37H118V35H121V36L118 37L119 40L117 38L115 39ZM226 34H227V36H226ZM235 34H236V36H235ZM149 35H150V37H148ZM156 35H158V36H156ZM162 35L158 38L159 40L163 38L164 42L169 41V40H167V38H165V37L168 36V35H166V33L164 34L165 37L162 36ZM44 39H45V41H44ZM114 39L117 40V41H115ZM164 39H166V40H164ZM142 40H144L145 42L143 41V43H142ZM172 40L173 39H171L170 41H172ZM110 41L111 42L113 41V43H111ZM97 42H98L99 46H97ZM42 44L45 45L44 47H46V45H47L46 49L43 46H41ZM48 44L51 47L48 46ZM110 44L111 45L116 44L114 46L115 47L114 48L115 51L113 53L112 52L109 53L110 51H109V46L108 45H110ZM83 45L85 46V48L82 47ZM103 47H106V48L103 49ZM121 47H123V48H121ZM41 48L42 49L44 48V50H42ZM88 49H90V51H91V53L88 54L90 56L85 55V54L90 52ZM116 49H117V51H116ZM92 50H94V51H92ZM101 50H103V51L105 50L104 51L105 53L107 51L109 54H113L112 56H114L113 58H115V59H112V57H111L112 61L116 60V58H117V60L114 61V63L112 61L110 62L111 59L109 57L111 55L109 56L108 53H107L108 56L106 55L103 58L102 55H104L105 53L102 54L103 51H101ZM110 50H111V48H110ZM95 51H96L97 54L94 53V56H92L93 55L92 52H95ZM118 51L119 52L121 51L122 53H119ZM141 51H142V53H140ZM98 54L99 55L102 54V55L99 56ZM117 55H119V56H117ZM260 55L257 54L256 58H258L259 61L263 62L264 57L262 55L261 56ZM85 56H87V58H85ZM95 56H97V57H95ZM143 59H145V60H143ZM120 60L123 62L124 66L126 65L125 67L122 65V62H120ZM117 61H118L119 64L117 63ZM109 62H110V64H108ZM62 64H63V66H62ZM72 64H74V65H72ZM115 64L116 65H120L121 67L123 66V67L120 68V66H116ZM142 64H144V65H142ZM75 65H77V67H73ZM112 65H114L115 67L112 66ZM103 67H104V69H103ZM116 67H119L120 69L116 68ZM126 68H127V70H126ZM98 69H99V67H98ZM117 69H118L119 72L118 71L116 72ZM121 70L122 71L124 70V71L122 72ZM137 71H138V74H137ZM75 72H78V71L76 70ZM107 72H108V74H107ZM124 72L126 74H124ZM18 73H20V74H18ZM23 73L26 74V75H24ZM114 73H116V74L118 73V75H114ZM18 75H19V77H18L19 80H20V77L22 79H24V77H25L26 80L24 79V82L26 81V83H24L23 81L20 80L21 82L19 84L18 83L19 81H17L18 80L17 79ZM75 75H76V77L78 79H82L81 77L80 78L78 77L80 75H78L77 73ZM126 75H127V77H126ZM106 76H108V78ZM146 76H147V78H145ZM103 77H105V78L102 79ZM150 77H151V79H150ZM15 78H16V80H15ZM140 78H141V81L138 82V80H140ZM34 80L37 81V82H35ZM125 80H127V82L129 84L131 83L130 85H132V84H135V85L130 86ZM29 81H33V82L31 83ZM102 83H104V82H102ZM138 83H139V85H138ZM13 84H14V86H13ZM15 84L19 85V86H17V88L20 87L21 84H24V85H22L23 88L21 86L18 89L16 88L17 89L16 90L14 88V87H16ZM25 84H27V86ZM102 85H104V84H102ZM11 86H13V87H11ZM24 87H25V90H24ZM123 87H124V89H123ZM10 88L11 89L13 88L14 90L12 89L13 90L12 91ZM4 90H6V92H4ZM146 91H147V93H146ZM9 92H10V94H9ZM12 92H14L15 94L12 93ZM119 92H120L121 95L119 94ZM122 92H124V93H122ZM5 94H6V96H5ZM8 94L10 96L12 94L13 95L10 97V100L7 101V97L9 99ZM139 94H140V96H139ZM119 95H120V98H119ZM117 97H118V99H117ZM123 97H124V99H123ZM120 99H122V100H120ZM130 100H132V101H130ZM121 101H122V103H121ZM129 101L131 103H129ZM9 102H8V105L10 104ZM28 103H29L28 101H27V103L25 102L26 105ZM153 103H151L152 106L155 105ZM12 104H10V105L12 106ZM8 105H7V107H8ZM200 107H197V108H194V109H191V110H187V112L188 113L190 112V113L187 114L188 116L185 114L187 119L185 118V115L182 116V117L185 118V119L183 118V121L180 119L181 117L177 118L178 116L172 115L171 113H167L166 116H165V114H163V112H160L159 115H158V113L155 114V115H149L150 118L148 120H151L153 118L151 120V122L153 124L150 123L152 125L151 126L149 124V127L151 126L150 128L148 127L147 129H143L142 133H141V136H140L141 137L140 142L142 144L144 142V145H146L144 147L147 148V149H145L141 143L135 149V151H137V154H138L137 156L139 158L141 157L140 159L139 158L136 159L137 161L140 160L139 163L141 164V167L139 168V172L142 171V170L144 172L138 173V175L140 174L139 175L140 177L137 176V179L134 180V182L133 181H129V179H127L128 180L127 181V180H125L126 179L125 178V179L122 180V182H120L121 184L123 183V185L119 184V182L117 184V181H118L117 177H115V178L112 177L113 180H114L113 181L112 178L109 177L110 173H107L106 176H102L101 175V177H102L101 179H99L100 177L97 178L96 176H94L95 178L93 177V179L89 178L88 179L89 181L87 179H84V181L87 180V182H84V186L88 185V187H90V188H87L88 190L86 189V198H88V200H91V201L94 200L93 202L95 203V210H96V212H98L95 215V219L93 218V220H91L92 221L91 224H90V221H85L84 219H83L84 220L83 221L82 218H78V216L81 215L80 213L82 211L81 210H80L81 212L78 211V208H80V205L77 203V197H78L79 192H78V189L77 190H74V189H76L75 187L78 186L77 184L80 183V182L79 181H78V183L76 182V180L78 178L75 177V176H78L79 178H81V176H82L81 174L83 172V168H85L84 165H86L82 161L79 162V163H83V164L79 165V163H77V161H80L79 152L81 150L80 149L81 147H79V143L77 144V142L74 141L73 143H71L72 145L71 144L68 145V146H70V149H69V147H68V149H65L67 147L64 148L63 144L60 143L61 138L63 136L65 137L67 135V133L63 132L62 134H59L60 136L62 135L61 137L59 135L56 136V137H58V139H56L58 141L55 140V142L58 145L55 144V143H50L49 142L50 139H46V141L45 140L43 142L41 141L42 143L40 141L38 143L36 142V144L34 143V145H36V146L32 147V150H30V148H25V147H24L25 150L24 149L22 150L21 147L15 146L16 148H14V150H12V152H14V151L16 152L17 151V153H14V155H19L20 156V154H18V152H22L21 155L23 153L27 152V154L30 153L31 156L33 154V156H32L33 158H38L37 161H38L39 169H37L38 171L36 170L34 172L35 174H33V176L35 175L34 176L35 178H34L33 181H31L32 184H30V186H27L28 187L27 190H32L30 192L26 191V189H25L26 187L23 190H21L22 186H18L17 185L18 180H15V181H17L15 183L16 184L15 186H17V187H15V186L13 187L14 184H12L10 182L8 184L7 183L8 181H6V183H4L5 181H3V180H7V179L11 180L13 178V177H11V175L8 176V177L7 176L6 177H2V179L0 181V184H1L0 188L3 189L5 187L3 191H0V194H1V196H0V231L3 230L0 233L1 234L0 235V242H1L0 243V261H1L0 263L1 264H165V263L166 264H172V263L173 264H188V262H189V264H190V261H192V260L188 259V256L184 257L185 255H183V253L186 252L187 250H184L186 248H183V247L184 246L186 247V244H185L186 243V239L188 237H190V234H193L194 232H197L196 230H200L201 224L203 222V219L201 217L198 218L196 212H198V210H197L198 205L202 202V200H204L203 197H204V191H205V190H203L205 188H202V190H200L201 187L203 186V183H202V182H204L203 180L206 181L205 177L200 175V172H204L205 173L206 169L202 168V171H200L201 169L199 167H197L196 169L194 168V170L192 171L193 166H191V163L186 164V163H188V161H190V160H188L189 157L188 158H184L185 156L182 157L183 156L182 154H184V151L186 152L188 150V148H194V147L197 148L199 143L201 142L202 135L204 134L203 130L204 129L206 130V128L203 129V127L206 126L205 125L206 123H204V122H207V119H206V121H204V119L208 118V117H205V113L207 112V110L205 112V111H203L204 109L202 107H201V109H199ZM125 108H126V110H124ZM119 112L117 113V116L115 114L112 115L111 116L112 117L111 120L113 119L115 121V118L116 119H117V117L119 118L120 117V113ZM207 114L209 115V113H206V116H207ZM168 115H170V116H168ZM190 115H192V116H190ZM113 116H116V117L114 118ZM47 117H48V119H47ZM171 117H173V118H171ZM201 117H202V119H201ZM45 119L49 120L51 118L47 114ZM176 119L178 120V122H177ZM260 119L264 123V113L263 112H262V114H260ZM113 120H112V123H113ZM158 120H160V121H158ZM180 120H181V122H180ZM155 121H156V123H155ZM187 121H188V123H187ZM164 122H166L167 124L164 123ZM201 122H203L205 126L204 125L202 126L203 123H201ZM184 123L187 125V129H186V125H184ZM153 125H155V126H153ZM194 125H196V126H194ZM155 127H156V129H158L157 131H160V134L157 131L155 132V130H156ZM208 131L209 130L207 129V132L205 131V133L206 134L207 133H211V131H209V132ZM148 132H150V133H148ZM122 133H121L122 136H126V133L128 135V132L127 131L125 132V130H124L125 134H122ZM201 133H203V134H201ZM154 134L157 135V136H154ZM198 134H200V135H198ZM263 134H264V128H263ZM151 135H152V138H151ZM146 136L147 137L149 136L151 138L152 142L150 141V138L149 137L146 138ZM142 137L145 138V139L142 140ZM198 137H201V138H198ZM62 140H63V138H62ZM157 140H159V141H157ZM184 140H186V141H184ZM146 141H147V144H149V145H147L145 143ZM188 141H189V143H188ZM197 141H198V143H197ZM46 142H48V143H46ZM46 144H47V148H48V145L51 144L50 146L53 149H51V147L49 146L50 150L47 151L48 149L46 148ZM181 144H182L183 147L181 146ZM40 145H41L42 148L39 147ZM53 145H55V147ZM75 146H76V148L73 151ZM147 146H150V147H147ZM36 147H37V149H35ZM43 147H45V148H43ZM57 147H58V149H55ZM59 147L65 153H63V151H61V149L59 150ZM72 147H73V149H71ZM140 147H141V149H140ZM181 147L182 148L185 147V148L182 149ZM40 148H41V151H38ZM150 148H151V150H150ZM153 148H155V149H153ZM33 149H35V150H33ZM20 150H22V151H20ZM44 150H45V152H47L46 154H45ZM148 150H150V151H148ZM29 151H31V152H29ZM54 151H56V152H54ZM58 151H59V153H58ZM48 152H50L51 154L50 153L48 154ZM152 152H154V154ZM180 152H181V155H178V154H180ZM34 153H35V155H34ZM54 153H55L56 156L54 155ZM56 153H58V154H56ZM37 155H38V157H36ZM49 155H51L52 157L54 155V157L52 158ZM71 155L74 156V157H72ZM152 155H153V157H152ZM41 156H42V158H41ZM59 156L60 157L62 156L63 160ZM176 156H177V158H176ZM64 157H65L66 160L64 159ZM69 157H71V158L68 159ZM146 157H148L149 160H148V158H147V160H145ZM49 158H50V161H49ZM52 159H53V161H52ZM71 159L74 160L73 161L74 163H75V160H77L76 164H78V166L77 165L74 166L75 164L71 165L72 164V160ZM61 160H62V162H61ZM68 160L69 161L71 160V161L69 162ZM169 160L172 161V162L170 163ZM185 161H186V163H185ZM43 162H44V164H43ZM56 162H57V164H56ZM64 162H66V163L64 164ZM165 163H167L168 167L166 166ZM62 164H64V165L68 164V165L67 166L63 165L64 167H60V169H59V167L57 165L61 166ZM257 164H258V166H256L255 168H258V169L261 170V167H263L262 169L264 171V165H263L264 164V160H260V162H257ZM40 165L41 166L44 165L43 166L44 168L46 166V168H45L46 170L43 167H41ZM81 165H83V166H81ZM181 165H182V167H181ZM48 166L50 167V169H49ZM163 166H164V168H163ZM171 166H172V168H171ZM40 167L43 168L44 170L43 169L41 170ZM54 167L58 168V170L56 168L54 169ZM68 167H71V168L68 169ZM145 167H146V169H145ZM185 167H186V169H185ZM141 168H142V170H141ZM166 168L167 169L171 168V169L168 170L170 172V177L166 178V180H165V177H164L163 173L165 174V171H167ZM175 168H178V169H175ZM66 170H67L68 173L65 175ZM111 170H114V169H112V166L110 168V171ZM180 170L181 171L183 170V171L181 172ZM184 170H186V171H184ZM53 171L56 174L58 173V175H56ZM147 171H148V173H147ZM177 171H178V173H177ZM196 171H198V172L196 173ZM144 173H146V174H144ZM178 174H179V176H178ZM197 174H199L200 176L197 175ZM155 176H157L158 178H156ZM162 176H163V178H161ZM182 176L184 178H182ZM190 176H192V177H190ZM258 177L262 180L264 178V174L259 175ZM178 178H180V179H178ZM190 178H191V180H190ZM57 179H59V180H57ZM70 179H72V180H70ZM95 179H97V180L94 181ZM103 179H104V181H103ZM145 179L150 181L149 184H151V186L149 185V187H148L147 185H144L145 187L147 186L148 190H145L144 192L143 191L141 192V190H142L141 188L143 187ZM175 179H176V182H175ZM12 180L14 181V179H12ZM39 180L41 182H43V183H41ZM155 180H156V182H155ZM201 180H202V182H201ZM119 181H121V180H119ZM151 181H153V182H151ZM164 181H165V183H164ZM177 181H179V182H177ZM255 181H257V182L255 183ZM255 181L253 183L249 182L250 183V188H251L249 191L244 189V188L240 189V194L242 193V195H245V196H248V197L250 196L249 197V202H248V204L246 203L245 209L248 212L247 216L249 217L250 221H252L254 223L255 228H253V230H252L253 232L249 231V222H247V219L244 218L245 217V213L243 212L242 208H241V210H242L243 213L240 212V210H239L240 213L237 212L240 215V217H239L238 214H233L234 216L232 215V217H233L232 219L233 220L231 221L232 223L230 222L231 219L229 220L228 228L229 229H233V230L236 229L235 230V233H236L237 229H239V227H240L241 229H239L240 230L239 232H240L241 235L238 234V232L236 233V235L234 233L233 236H235V237H234L233 240H235V238H236L235 241H237V240L242 241L245 245H247L249 243L247 245V249H248V246L250 247L251 245H253V247L256 248L255 249L256 254H258V255H256V258H258V261L260 263L264 264V255H263V253H264L263 252L264 251V242H263L264 241V231H263L264 230V216L262 215V217H261V215H260V214H264V206H263L264 205V187H263L264 184H263L262 181H260V184H261L260 185L259 184V180L257 178H256ZM94 182H97V183H94ZM110 182H112V183H110ZM113 182H114V184H113ZM127 182L129 184H131L130 182H132V184H131L132 187H131V185L128 187L129 184H127ZM167 182H169V183H167ZM172 182H174V183L172 184ZM138 183H139V185H138ZM155 183H157V185ZM201 183H202V185H201ZM3 184H6V185H4V187H3ZM74 184H75V187H74ZM141 184H142V187H141ZM160 184H163V185H160ZM197 184H199V185H197ZM19 185H20V181H19ZM21 185H22V183H21ZM159 185H160V187H159ZM254 185H255V187L253 188ZM103 186L106 188V190H105V188ZM110 186H114V187H110ZM119 186H121V188ZM124 186H126L127 189H129L130 187L132 189L130 188V191H129V190L126 189V187L124 188ZM155 186L157 187L158 190H156ZM166 186L167 187L169 186V188H166ZM41 187H42V189H40ZM150 187L152 188V190L150 189ZM96 188L98 189V191H97ZM110 188H114V189H110ZM153 188H154L155 192H154ZM161 188H163V189H161ZM10 189H11V191H10ZM17 189L19 190V192H18ZM121 189H122L123 192L121 191ZM123 189H125L126 191H124ZM167 189H169V190L167 191ZM252 189H254V190H252ZM91 190H92V192H91ZM114 190H117L118 193L115 191L116 195L114 194V197H113L111 192H113ZM160 190H161V193H160ZM20 191H23L24 193L20 192ZM93 191L95 192V194H94ZM103 191H105V194H104ZM162 191H164V192H162ZM166 191L168 193H165ZM252 191L255 192V195L253 194L254 192H252ZM31 192H33V193H31ZM108 192L111 193V196H109L110 193H108ZM119 192H122L123 194L119 193ZM156 192L157 193L159 192V193L157 194ZM91 193H92V195H91ZM131 193H132V196L130 195ZM137 193H141L143 196L145 194H147V195L151 196V198L154 196V198L151 199L154 202H152L151 200H148L149 202L151 201L150 202L151 204L149 205V202L145 200L144 203L148 202V204L147 203H145V204L143 203L144 205L141 204V202H143L141 200V197H143V196H139L138 197ZM153 193H154V195H152ZM251 193L253 194V196L250 195ZM118 194L119 195L121 194L122 196L121 195L119 196ZM161 194H162L163 197L161 196ZM165 194H166V196H165ZM200 194H202L203 197ZM90 195L93 196L94 198L95 197L96 198L92 199L93 197H91ZM127 195H129V196H127ZM157 195H158V200L156 199ZM133 196L135 197V198H133L134 200L133 199L130 200V198H132ZM254 196H256V197H254ZM1 197L3 198V200H2ZM28 197H29V199H28ZM112 197H113V200L116 197L114 201H116V199L120 200L119 201L120 204L117 203L118 201L115 203L112 200ZM159 197L161 198L160 200H159ZM135 199H137V200H135ZM138 199H140V201ZM252 199L254 200V202H253ZM75 200H76V202H75ZM109 200H110V202H109ZM156 200H157L158 204H160V205L156 204L157 203ZM99 201L100 202L102 201V202L100 203ZM123 201H127V202L130 201V202H128L129 205L126 206L125 204L127 202H123ZM131 201H133V204H130ZM138 201L140 202V204H139ZM179 201H180L181 204H179ZM199 201H201V202H199ZM250 201H252V202H250ZM255 201H258L257 204H256ZM98 203H100L99 204L100 207L97 205ZM168 203H169V205H168ZM104 204H105V207L103 206ZM110 204L111 205L113 204V205L111 206ZM249 204H250V206H249ZM251 204L252 205L255 204L253 206H255V208H257V207L258 208L255 209ZM180 205H182V207ZM154 206H156V207H154ZM261 206H263V208ZM98 207L100 209L103 208L106 211H104L103 209L99 210ZM113 207H115V208H113ZM120 207H122V208H120ZM191 207H192V209H191ZM163 208L166 209V211L168 213ZM140 209L142 211H144V212H142ZM128 210H131V211H128ZM146 210L149 213H147ZM152 210H153V213H152ZM124 211H126L128 214L127 213L125 214ZM138 211H140V212H138ZM163 211H165V212H163ZM250 211H252L251 213H253V214H251ZM78 212H80V213H78ZM103 212H106V213H103ZM135 212H138V215H140L142 218L140 216L138 217L136 215L137 213H135ZM193 212H194V214H193ZM100 213L103 214V215H100ZM107 213H108V215H107ZM141 213H142V215H141ZM161 213L163 214L164 217L162 216ZM76 214H77V216H76ZM172 214H174L173 217H171ZM178 214L181 215V216H179ZM189 214H191L190 215L191 218L189 217ZM97 215H98V217H97ZM125 215H127V216H125ZM103 216H104V218H103ZM131 216H133V217H131ZM75 217H77V218H75ZM96 218H97V221L99 220V223L96 221ZM120 218L122 220H120ZM156 218H159L160 220L156 219ZM165 218H168V219H165ZM174 218H175V220H177V218L178 219L180 218V220L183 219L184 222L182 220L181 221L179 220L180 223H178V221L175 222ZM237 219H240V220H238V222H237ZM126 221H128V222H126ZM148 221H150V222H148ZM153 221L154 222L156 221V222L153 223ZM157 221H158V223H157ZM160 221H161V224H160ZM166 221H168L167 225H166ZM87 222H89V223H87ZM182 222L184 223V225L182 224ZM148 223H149V225H148ZM174 223H176V224H174ZM127 224H128V226H127ZM138 224H139V227H138ZM80 225H82V227H84V228H82ZM85 225H87V226L85 227ZM126 226L129 227L130 229L127 228ZM161 226L162 227L164 226V227L162 228ZM78 227H81V228H78ZM149 227H150V229H151V227H152V229L153 228L154 229L153 230L151 229L150 230L151 232H150L149 229H147ZM160 227L162 228V230L160 229ZM166 227H168V228H166ZM178 227H180V228H178ZM181 227H182V230H180ZM256 227H257V229H256ZM85 228H87L88 230H86ZM92 228H94V229H92ZM164 228H165V230H164ZM190 228H191V230H190ZM244 228H245V230H244ZM140 229H141V231H138ZM143 229H144V231H142ZM192 229L193 230L195 229V230L193 231ZM158 230L162 231L163 234L161 232H159ZM10 231H12V232L10 233ZM121 231H123V232H121ZM131 231H133V232H131ZM145 231H147V232H145ZM172 231H173V233H172ZM245 231H246V233H245ZM129 232H131V234ZM135 232L136 233L139 232V233L136 234ZM247 232H248V234H247ZM16 233H17V236H16ZM144 233H147V234H144ZM168 233H169V235H168ZM158 234H160V235H158ZM11 235H13V236H11ZM8 236H10V237H8ZM14 236H16V237H14ZM177 236L178 237L182 236V237L178 238ZM252 236H253V238H252ZM7 238L9 239V241H8ZM158 238H160V239H158ZM168 238H170L171 243H170V240H168ZM20 239L21 240L23 239V240L21 241ZM137 239H138V241H137ZM178 239H180V240H178ZM181 239H183V240H181ZM253 239L255 240V242H254ZM10 240H12V241L10 242ZM147 240H149V241H147ZM165 240H166L167 243L165 242ZM129 241L130 242L132 241V242L130 243ZM134 241H135V243H134ZM250 241H252L253 243L250 242ZM125 242H126V244H125ZM173 242H175V243H173ZM246 242H247V244H246ZM7 243H9V244L7 245ZM16 243L18 244V246H17ZM179 243H180V245H179ZM4 244L6 245V247L7 246L8 247L6 248ZM14 244L17 246L15 248L16 250L13 249L15 247ZM22 244H24V245H22ZM150 244H152V245L150 246ZM171 244H173V246ZM139 245H140L141 248L138 247ZM259 245H260V247H259ZM125 246L128 247V248H126ZM129 246H130V248H129ZM3 247H5V248L3 249ZM117 247L119 248L120 252L125 251L126 253L123 254V252H122L120 254V252H119ZM133 247H137V250H135V248H133ZM142 247H143V250H142ZM145 247L147 249H145ZM152 248H154L155 252L153 251ZM173 248L174 249L177 248V249L174 250ZM179 248H180V250H179ZM139 249H140V251H138ZM144 249H145V251H144ZM149 249L150 250L152 249V253L153 254L151 253V251ZM129 250L130 251L132 250L131 253H134L135 251H137L139 253V257L140 258L138 259V255H136V257H137V258L135 257L136 259L134 257H132V259L130 258V259H128L129 260L128 261L127 258H129V257H127L126 254L130 253ZM147 250L149 252L148 254H147ZM257 251H259V252H257ZM115 252H117V253H115ZM169 252H171V253H169ZM145 253H146V255H145ZM173 253L175 255H173ZM116 255H118V256H116ZM119 256H121V257H119ZM178 257H181V259L178 258ZM176 258H177V260H176ZM186 258L188 259V262H187ZM178 259H180V260H178ZM170 262H172V263H170Z\"/></svg>",
    "mask_w": 264,
    "mask_h": 264
}]
</instances>
